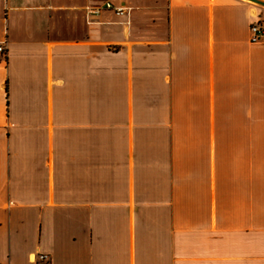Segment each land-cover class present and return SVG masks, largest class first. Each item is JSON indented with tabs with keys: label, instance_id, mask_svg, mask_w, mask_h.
I'll use <instances>...</instances> for the list:
<instances>
[{
	"label": "crops",
	"instance_id": "1",
	"mask_svg": "<svg viewBox=\"0 0 264 264\" xmlns=\"http://www.w3.org/2000/svg\"><path fill=\"white\" fill-rule=\"evenodd\" d=\"M257 21L248 0H0V264H264Z\"/></svg>",
	"mask_w": 264,
	"mask_h": 264
},
{
	"label": "built area",
	"instance_id": "2",
	"mask_svg": "<svg viewBox=\"0 0 264 264\" xmlns=\"http://www.w3.org/2000/svg\"><path fill=\"white\" fill-rule=\"evenodd\" d=\"M102 9L114 11L118 16H125L128 10L123 7H116L111 3L105 4L104 8H98L93 10L92 13L99 14ZM264 42V26L260 21L254 22L251 26V43ZM0 55L6 57L7 55V44L6 42L0 43ZM38 264H51L50 258L46 254H38Z\"/></svg>",
	"mask_w": 264,
	"mask_h": 264
},
{
	"label": "water",
	"instance_id": "3",
	"mask_svg": "<svg viewBox=\"0 0 264 264\" xmlns=\"http://www.w3.org/2000/svg\"><path fill=\"white\" fill-rule=\"evenodd\" d=\"M248 1H251V2L256 3L258 5L264 6V2H261L259 0H248Z\"/></svg>",
	"mask_w": 264,
	"mask_h": 264
}]
</instances>
